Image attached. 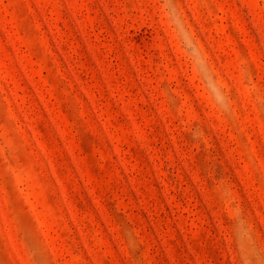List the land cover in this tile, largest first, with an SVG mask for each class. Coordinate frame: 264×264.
<instances>
[{
  "label": "rangeland",
  "instance_id": "1",
  "mask_svg": "<svg viewBox=\"0 0 264 264\" xmlns=\"http://www.w3.org/2000/svg\"><path fill=\"white\" fill-rule=\"evenodd\" d=\"M0 264H264V0H0Z\"/></svg>",
  "mask_w": 264,
  "mask_h": 264
}]
</instances>
